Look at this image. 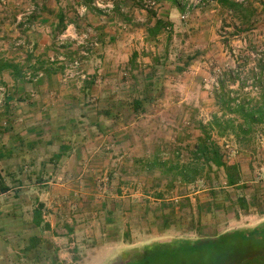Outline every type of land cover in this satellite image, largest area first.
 Here are the masks:
<instances>
[{
    "label": "rangeland",
    "instance_id": "1",
    "mask_svg": "<svg viewBox=\"0 0 264 264\" xmlns=\"http://www.w3.org/2000/svg\"><path fill=\"white\" fill-rule=\"evenodd\" d=\"M113 1L109 13L98 10L94 0H26L6 22L15 27L8 41L0 38V47L7 42L10 52H2L19 61L13 68L29 95L24 101L34 103L38 91L43 96L41 91L53 88L50 106L59 112L49 116L43 110L35 120L52 118L49 129L57 136L48 147H33L36 162L31 155L0 162L9 187L2 192L0 180V264H123L155 241L214 238L264 221L252 200L259 197L264 204V110L262 122L242 139L230 127L224 136L209 129L224 159L240 164L247 188L227 186L224 170L215 166L204 167L193 182L180 172L192 161L201 125L215 115L242 121L239 112L223 110L218 92L264 108V0L240 1L235 10L206 0L185 18L179 0L151 6L144 0ZM84 4L90 8L80 17ZM32 5L35 12L19 22ZM158 19L165 25L153 35L148 29ZM63 24L91 30L99 46H59ZM34 33L44 37L37 41ZM59 55L69 62L82 59L77 76L68 77L60 61L50 60ZM28 72L43 77L30 81ZM52 74L55 80L45 82ZM0 85L10 92L8 84ZM65 91L71 94L68 103L55 94ZM6 96L0 95V104ZM65 103L73 127L58 139L55 128H61L57 120ZM65 141L70 144L60 150ZM240 195L250 199V211L234 204ZM39 203L50 229L33 223ZM33 235L42 242L27 250Z\"/></svg>",
    "mask_w": 264,
    "mask_h": 264
},
{
    "label": "trees",
    "instance_id": "2",
    "mask_svg": "<svg viewBox=\"0 0 264 264\" xmlns=\"http://www.w3.org/2000/svg\"><path fill=\"white\" fill-rule=\"evenodd\" d=\"M216 1L234 10L242 7V3L236 0ZM164 25L165 22L158 19L155 27H149L148 31L157 35ZM66 26L67 24H63V28ZM217 99L224 111L239 112L242 121L236 124L235 117L223 119L215 115L209 125H201L202 134L194 145L192 161L181 167L182 178L184 181L193 182L204 167L208 166L212 169L215 166L224 170L227 186L247 188L240 164L229 163L224 159L221 145L213 138L209 129L217 128L218 134L224 136L230 127L232 133L242 139L251 132L256 122H262L264 108H255L247 103L245 97L239 101L234 100L229 91L218 92ZM140 100L142 101V99L135 100V103L139 105ZM0 180L1 191H8L9 187L4 184L3 178ZM252 200L264 214V208L261 207L264 204L260 198L253 196ZM235 203L239 204L245 212L250 211L252 207L246 195L238 196ZM42 209L43 204L41 203L34 209L33 223L38 227L43 226L50 229L51 224L44 219ZM41 242L40 236H31L26 249L34 250ZM123 264H264V221L254 226L223 232L214 238H178L171 241H155L145 245L142 249L135 250Z\"/></svg>",
    "mask_w": 264,
    "mask_h": 264
},
{
    "label": "crops",
    "instance_id": "3",
    "mask_svg": "<svg viewBox=\"0 0 264 264\" xmlns=\"http://www.w3.org/2000/svg\"><path fill=\"white\" fill-rule=\"evenodd\" d=\"M24 1L26 0H0V38H3V40L1 39L2 42L8 39L7 35L12 34L10 33V30L15 27V25H13V27H10V24L6 22L14 20V12H17L18 15V13L20 12H18V7H24V5H22ZM54 16L56 19V17L60 18L63 15L60 12H55ZM33 36H35L34 38H36L37 41H41L42 37H44V34L42 35L40 33H34ZM3 46V48L0 47V82L8 84L10 87V92L6 96V98L3 99V103L0 104V124L4 121L5 125L0 126V162L1 164H7L8 162L24 161L26 160V155H31L32 162H36L37 156L33 153V147H43L44 145L48 147L50 146V143L51 145L54 144V141H56L55 139L57 138L56 134H51V130L53 129H49L50 126H53V123H51L52 118L42 117L44 120H42L41 122L37 121L36 123L35 121L39 118L40 112L43 113V110H47L48 112H45V115L49 116L54 115V112H59L56 111L57 109L55 107L50 106V103H52V99H54V97H52L54 91L53 88L48 87L45 88L46 92L41 91L43 89H40L43 96L40 95L38 91V94H36L37 98L33 100L34 103L27 104L24 100L29 102V98H26L29 95L28 93H25L26 87H23V78L20 75L21 73L19 71H15L13 68L20 66V64L18 63L19 61L12 60L9 57L10 53H8V51L10 50V48H8L7 42L4 43ZM5 50L8 51L6 53L2 52ZM119 65L120 63L118 64V66ZM51 76L53 77V79H51L50 77V79L46 78V80L44 81L48 82L55 80V76L53 74ZM55 94L56 97L65 96L66 103L70 102L68 96H70L71 94L69 95V92H60V94H58V92H55ZM40 97L44 99H39ZM46 97L49 99H46ZM48 100L49 103L45 104L46 102H48ZM61 106V118L57 120L58 123L61 122V128H55L59 134L58 139L65 138L67 130L73 127L70 118L66 117L70 116L72 113L70 105L66 104ZM29 131H33L34 134L30 135L28 138ZM38 131V135L42 133L44 134L41 136H37ZM15 138H17L18 141L12 140ZM69 144L70 143L67 141L63 143L61 142L58 148L61 150V148H66ZM57 153H54L53 155ZM60 153L64 152L60 151Z\"/></svg>",
    "mask_w": 264,
    "mask_h": 264
},
{
    "label": "built area",
    "instance_id": "4",
    "mask_svg": "<svg viewBox=\"0 0 264 264\" xmlns=\"http://www.w3.org/2000/svg\"><path fill=\"white\" fill-rule=\"evenodd\" d=\"M147 4V6L155 5L157 3V0H144ZM181 4L185 7V12L183 14V17L189 15L190 10L193 9L196 6L205 4V0H179ZM238 2L243 0H237ZM93 5L100 11L103 12H112L115 9V3L113 0H94ZM90 6L88 4L81 5L80 7V17H84L88 11ZM35 12V6H30L26 9L25 12L19 14L18 21L21 22L26 19V16H29L30 14H33ZM91 30L87 31H78V28L74 24H69L65 28V30L61 33V35L57 38V44L59 46H62L67 43H73L78 46H81L83 49L85 48H93L99 46V42L97 39L93 38L91 35ZM21 41L19 40L17 42V45H20ZM86 54V53H85ZM52 62L60 61L65 68L68 70L67 76L68 77H75L78 75L80 68L83 65V61L80 58L73 59L72 61H67V58L64 56H57V57H51L50 59ZM43 77L42 72H35L27 73V80L30 81H38ZM8 95L9 91H7V88L0 85V95Z\"/></svg>",
    "mask_w": 264,
    "mask_h": 264
}]
</instances>
